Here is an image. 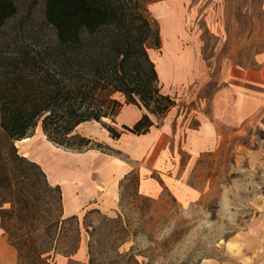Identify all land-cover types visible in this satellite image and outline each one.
<instances>
[{
    "label": "rangeland",
    "instance_id": "1",
    "mask_svg": "<svg viewBox=\"0 0 264 264\" xmlns=\"http://www.w3.org/2000/svg\"><path fill=\"white\" fill-rule=\"evenodd\" d=\"M147 7L160 38L159 47L148 48L150 58L162 56L164 20L176 16L178 55L188 59L174 76L158 74L162 93L174 104L161 117L152 116L158 131L153 145L128 131L112 138L96 121L81 123L76 132L103 149L56 145L39 124L29 141L14 142L18 153L60 186L63 217H78L76 251L67 256L60 248L50 262L264 264V0H151ZM228 83V123L218 127L215 142L190 155L174 134L211 119V101ZM116 97L123 102L122 95ZM131 120L126 111L112 124L120 131ZM167 174L196 185L198 197L180 200L163 183ZM145 178L161 189H142ZM16 257L0 229V264Z\"/></svg>",
    "mask_w": 264,
    "mask_h": 264
},
{
    "label": "trees",
    "instance_id": "2",
    "mask_svg": "<svg viewBox=\"0 0 264 264\" xmlns=\"http://www.w3.org/2000/svg\"><path fill=\"white\" fill-rule=\"evenodd\" d=\"M149 1L0 0V229L16 264H51L62 248L73 254L79 227L76 214L63 217L60 186L14 142L39 124L56 145L103 149L77 126L140 135L173 106L147 51L160 45ZM124 103L142 112L119 131L112 123Z\"/></svg>",
    "mask_w": 264,
    "mask_h": 264
},
{
    "label": "crops",
    "instance_id": "3",
    "mask_svg": "<svg viewBox=\"0 0 264 264\" xmlns=\"http://www.w3.org/2000/svg\"><path fill=\"white\" fill-rule=\"evenodd\" d=\"M222 80L225 82L228 80L227 77H222ZM231 93V84L228 83V85H223L218 92L214 95L212 101H211V119L209 118L206 122H202L200 126L197 128L195 127H189L187 128L184 126L182 129H179L177 133L174 134L176 137V140H179L181 143L182 148H184L190 155H198L200 152L204 151L206 148L207 142L213 140L216 141V137L218 134V127L222 125L223 123H228V116L226 114L227 105L229 106L228 99ZM242 97L238 96L236 100V107H235V114L237 118H240L243 112V106H242ZM140 109L133 105V104H126L124 103V106L120 110L117 117L122 118L124 113L127 111V115L132 116L131 121L124 122L127 125H131L134 123L138 118V111ZM130 113V114H129ZM124 120V119H122ZM81 125V124H80ZM78 125V126H80ZM165 127V126H164ZM186 127V128H185ZM154 128V129H153ZM167 128V125H166ZM169 130V127H168ZM183 130V132H182ZM171 132H168L170 135ZM156 134H158V131L156 130V127L152 125L150 127V130L144 134H140V136H144L148 140V145L152 146L154 143V138L156 137ZM210 135H212V138H208ZM209 140V141H208ZM174 174H167L162 176L163 183L172 190H177L178 195L180 196V200H190V197L192 196V199H195L198 197V187L196 185H191L190 183H187L185 180H176ZM142 180V189L147 190L148 187H150L149 192L151 191H159L161 189L160 185L156 180L153 178H145ZM140 181V180H139ZM147 192V191H146ZM153 193V192H151ZM191 195V196H190ZM0 262L1 259H0ZM15 258L10 260L9 264H15Z\"/></svg>",
    "mask_w": 264,
    "mask_h": 264
},
{
    "label": "bare ground",
    "instance_id": "4",
    "mask_svg": "<svg viewBox=\"0 0 264 264\" xmlns=\"http://www.w3.org/2000/svg\"><path fill=\"white\" fill-rule=\"evenodd\" d=\"M176 20V16H171L164 20L162 32L165 35L167 41L163 45L162 56L157 57L155 60H153L157 73L165 78H170L174 76L176 70L182 68L188 62L187 58L178 55L179 50L177 43L174 39L177 30ZM29 140V137H24L20 140H16L15 142L25 143ZM23 155L27 156L26 153H23Z\"/></svg>",
    "mask_w": 264,
    "mask_h": 264
}]
</instances>
